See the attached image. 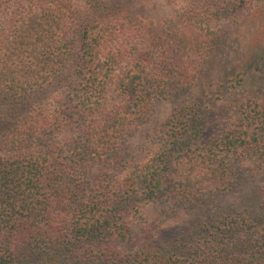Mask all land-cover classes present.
I'll return each instance as SVG.
<instances>
[{
    "label": "trees",
    "instance_id": "16d2710c",
    "mask_svg": "<svg viewBox=\"0 0 264 264\" xmlns=\"http://www.w3.org/2000/svg\"><path fill=\"white\" fill-rule=\"evenodd\" d=\"M184 1L161 21L0 0V264H264V49L214 78L225 33L202 19L262 0ZM165 99L136 161L121 145ZM157 202L209 212L124 252Z\"/></svg>",
    "mask_w": 264,
    "mask_h": 264
},
{
    "label": "rangeland",
    "instance_id": "374dc122",
    "mask_svg": "<svg viewBox=\"0 0 264 264\" xmlns=\"http://www.w3.org/2000/svg\"><path fill=\"white\" fill-rule=\"evenodd\" d=\"M86 4L87 0H80ZM101 6L100 11L105 14L112 8H129L135 3H141L137 8L138 14H144L154 20L175 21L178 14L186 7L184 0H94ZM198 15L197 17H200ZM203 25L210 26L212 29L225 33L224 47L219 53L217 61L210 63L213 65L212 77H220L227 71L237 70L245 66L246 62L255 61L257 53L264 49V0L259 2L255 8L245 17L236 20L223 18H210L205 16ZM208 19V21H207ZM212 19V20H211ZM208 65V67L210 66ZM215 65V66H214ZM208 67H205L207 69ZM236 72V71H235ZM56 92L50 88L41 94L42 102L48 103ZM176 103L168 99L162 100L155 106L149 118L122 143V148L136 161L144 159L148 152V137L152 133L155 125L161 124L171 114L172 108ZM150 138V137H149ZM205 210V208H203ZM207 213L209 211H206ZM205 212V213H206ZM203 210L179 209L173 211L170 205L157 202L143 207L142 216L132 224V238L122 250L132 251L145 237L146 234L155 235L154 237H165L168 233L180 231V229L192 221L198 219L203 214ZM201 215V216H200ZM152 229V230H151Z\"/></svg>",
    "mask_w": 264,
    "mask_h": 264
}]
</instances>
